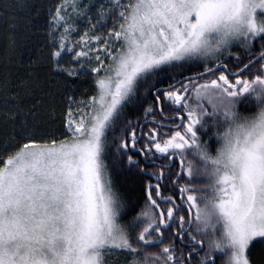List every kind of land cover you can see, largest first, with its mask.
Returning <instances> with one entry per match:
<instances>
[{"label": "snow or ice", "instance_id": "snow-or-ice-1", "mask_svg": "<svg viewBox=\"0 0 264 264\" xmlns=\"http://www.w3.org/2000/svg\"><path fill=\"white\" fill-rule=\"evenodd\" d=\"M92 7L49 8L53 69L90 76L93 94H64L60 127L24 121L22 141L0 149V264H253L264 247V0H105L95 18ZM133 104L143 122L127 118ZM110 150L148 178L143 205L121 197Z\"/></svg>", "mask_w": 264, "mask_h": 264}, {"label": "trees", "instance_id": "trees-1", "mask_svg": "<svg viewBox=\"0 0 264 264\" xmlns=\"http://www.w3.org/2000/svg\"><path fill=\"white\" fill-rule=\"evenodd\" d=\"M60 2L61 0H0V149L5 142L14 144L22 141L20 130L24 121L31 127L52 120L55 126L60 127L65 111L64 94L71 93L78 99L93 94L90 76L70 78L53 69V49L47 35L49 8L54 10L55 5ZM108 27H111V22H108ZM100 31L106 32L107 28L98 29L96 34ZM259 50L257 43L255 51ZM231 51L240 56L247 55L242 48ZM195 70L198 69L193 66V71ZM166 85L165 81L160 87ZM145 87L146 85L141 84L137 89L138 97L144 95ZM5 97L11 101L7 107L3 104ZM151 103L150 99L144 106ZM163 107L165 116L175 114L168 111L167 103ZM126 114L129 119H135L139 115L143 122L142 106L133 104L126 109ZM12 116L15 119H11ZM63 139L64 136H57L58 141ZM124 159L126 161V157ZM107 163L123 200L143 205V190L148 178L142 177L136 169L128 171L126 164L117 163L113 158V150L109 151ZM126 219H131V215ZM252 260L253 264H264V252L258 246Z\"/></svg>", "mask_w": 264, "mask_h": 264}, {"label": "rangeland", "instance_id": "rangeland-1", "mask_svg": "<svg viewBox=\"0 0 264 264\" xmlns=\"http://www.w3.org/2000/svg\"><path fill=\"white\" fill-rule=\"evenodd\" d=\"M85 2H91L93 4L92 10L90 11L89 15L93 16V18H95V12H96V8L100 3H104L105 0H85ZM95 22V19L94 21ZM108 22H111L110 20ZM79 25V32L78 33H73V38L78 40L79 39V35L83 34L84 30L87 27V20L86 19H81V20H77L76 22ZM112 26V23H111ZM101 30V29H99ZM71 53H65L64 56L61 58L60 62L61 64L65 65V66H71L72 65V61H71ZM78 77H83V75L78 76ZM259 249L263 250L264 252V247L258 246Z\"/></svg>", "mask_w": 264, "mask_h": 264}, {"label": "flooded vegetation", "instance_id": "flooded-vegetation-1", "mask_svg": "<svg viewBox=\"0 0 264 264\" xmlns=\"http://www.w3.org/2000/svg\"><path fill=\"white\" fill-rule=\"evenodd\" d=\"M232 49H239V47L237 46V47H233ZM231 49V50H232ZM241 49V48H240ZM164 87H166V86H164ZM162 94V93H161ZM173 117L175 116V114H173L172 115ZM186 118V117H185ZM158 119H161L160 117H158ZM162 122L163 123H165V124H169L170 125V121H163L162 120ZM165 130H167V129H165ZM170 134V133H169ZM162 139L164 138V137H161ZM205 139H207V137H205ZM142 163H146L145 161H141ZM165 163H167V161H165ZM176 169L177 170H179V163H177V166H176ZM148 170L149 171H152V172H156V173H159V171H160V169H159V167H153V166H151V165H148ZM165 175H167V170H165ZM153 183H155V181H152ZM167 183V182H166ZM181 183H185V181H181ZM165 193H168V194H170V190H165V192H164V194ZM185 215H187V210L185 209Z\"/></svg>", "mask_w": 264, "mask_h": 264}, {"label": "water", "instance_id": "water-1", "mask_svg": "<svg viewBox=\"0 0 264 264\" xmlns=\"http://www.w3.org/2000/svg\"><path fill=\"white\" fill-rule=\"evenodd\" d=\"M187 210V209H186Z\"/></svg>", "mask_w": 264, "mask_h": 264}]
</instances>
